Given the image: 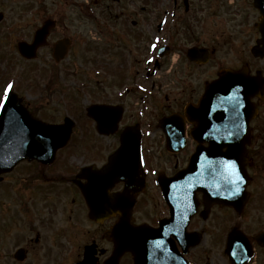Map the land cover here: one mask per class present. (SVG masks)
<instances>
[{
	"label": "flooded vegetation",
	"instance_id": "obj_1",
	"mask_svg": "<svg viewBox=\"0 0 264 264\" xmlns=\"http://www.w3.org/2000/svg\"><path fill=\"white\" fill-rule=\"evenodd\" d=\"M39 1L37 10L24 21L21 14L25 5L11 10L17 20L2 27L0 33L1 41L8 39V51L2 50L5 58L24 61L31 68L38 66L35 61H42L45 67H52V72L56 68L60 77L79 74L75 69H83L86 63L93 76V91L86 90L91 97L87 104L78 98L75 103H67L77 111V115L67 111L75 123L73 133L52 162L25 158L1 174L0 188H4L0 190V263L8 258L10 264H24L26 261L14 259L20 248L25 250L27 260L39 251L49 258L56 253H75L78 260L86 246L95 245L99 264H103L113 254L120 237L114 234L113 227L126 219V213L105 216L101 223L88 218L79 184L88 181L89 172L80 175L82 168H101L120 144L124 131L139 133L143 170L138 178H143L144 184L137 183L134 188L142 192L128 193L136 202L126 221L134 230L129 237L132 242L136 237L140 240L142 235H152V229L171 216L167 204L158 212L157 198L150 193L152 187L160 192L162 176L172 177L186 167L195 150L191 135L194 122L191 113L186 115L187 107L204 96L208 81L216 78L222 68L246 67L249 75L261 72L260 76H264V34L258 26L264 24V0ZM70 9L76 18L85 17L88 24H76ZM48 19L53 22L48 24L38 45L31 46ZM244 38L253 43L249 46ZM22 42L27 43L34 57L22 53ZM258 42L261 44L257 54L262 52V57L254 54ZM222 45L229 46L232 59L221 63L208 78L207 48L211 60ZM191 47L198 53L193 59L189 55ZM100 59L101 68L96 67ZM81 84L85 86L84 82ZM252 100L258 111L250 123L251 142L247 146V202L240 210L236 205L217 202L207 205L198 192L187 226L167 233L170 237L161 241L162 245L168 243L167 250L158 253L148 248L146 264H170L178 258L184 264H264V99ZM20 104L41 121L60 123L65 118L57 107H34L24 99ZM95 104L106 106L102 115L104 133L97 130L95 113L94 116L87 112V107ZM67 105L63 103L64 108ZM168 117L171 119L165 120ZM182 132L186 146L179 152L170 151L168 139L180 140ZM103 138H114L116 147L110 149ZM161 151L166 155L159 154ZM125 187V181H116L110 186L109 195L121 193ZM146 226H151L150 230ZM233 234L241 235L239 249H246L249 254L237 255V261L228 252ZM154 238V246H158L160 236ZM122 242H127L126 232ZM133 255L130 249L124 250L118 264H134Z\"/></svg>",
	"mask_w": 264,
	"mask_h": 264
},
{
	"label": "water",
	"instance_id": "obj_2",
	"mask_svg": "<svg viewBox=\"0 0 264 264\" xmlns=\"http://www.w3.org/2000/svg\"><path fill=\"white\" fill-rule=\"evenodd\" d=\"M1 18L2 15L0 14ZM262 30L264 31V27ZM260 90L264 91L263 87H260ZM260 90L244 73L224 71L217 81L208 86L207 94L200 106L189 110L192 115L196 114L198 124L193 131L195 137L200 143L208 142V146L200 145L198 147L189 168L177 178L171 181L163 177L160 179L168 201L173 207L176 206L179 213H185L186 203L190 199H194L199 190L205 192L208 203L212 200H222L236 205L237 200L244 197V190L248 181L245 168L247 161L246 144L250 141L248 126L255 113V108L250 104V97L255 93H261ZM199 111H201V117H199ZM94 113L96 115L94 116L101 121L100 129H102L104 109L94 107ZM111 121L112 118H110ZM70 128L71 124L68 120L64 125H41L30 118L20 104V99L15 94H10L0 119V172L10 170L23 157H38L40 159L45 157L46 161H49L54 152L66 144L70 136ZM132 132L134 131L125 132L121 148L111 157L109 164L103 170L89 173L92 188L90 196H87L93 217L102 213L105 204L104 199H106L107 191L98 189L97 185L101 184L108 189L116 181H125L126 195L119 197L118 203L114 206L119 208L125 205L124 213H128V209H130L131 201L129 202L127 198L128 190L135 187L139 181L138 174L140 172L139 164L134 165L135 152L136 150L138 152V146L136 147V135ZM130 134L131 137L128 136ZM178 142V138H170L171 144L175 145ZM228 160L236 161L239 173L244 177L243 181L240 182L241 191L239 193H231L234 185H230L225 178L228 175L226 169L221 163H218ZM173 181L177 184L193 181L195 188L191 187L189 189L191 192L184 191V187L176 190L173 187ZM228 189L231 193H229L230 198H224L223 194L228 192ZM209 190L211 192L218 190V194L212 196L208 193ZM85 191L87 193V190ZM221 191L224 192L221 194ZM172 196H174V200ZM126 220L123 219L115 227L114 234L120 235V237L116 239L114 257L106 264H116L117 257L125 249H131L135 253L137 264H146L144 258L148 254V248L156 249L160 253L161 249L166 250L169 247L167 244L163 247L152 245L155 242L156 233H154L155 235L144 236L143 240L136 237L132 242L129 237L134 233V230L128 226ZM165 223H169V220L164 222L161 230L163 226L167 225ZM124 232L127 235V242L125 243L122 242ZM96 263L94 251L90 247L85 252V259L78 264Z\"/></svg>",
	"mask_w": 264,
	"mask_h": 264
},
{
	"label": "rangeland",
	"instance_id": "obj_3",
	"mask_svg": "<svg viewBox=\"0 0 264 264\" xmlns=\"http://www.w3.org/2000/svg\"><path fill=\"white\" fill-rule=\"evenodd\" d=\"M23 6L27 5L28 8H32L36 10L35 7L38 6V0H0V9H3L6 11V15H8L3 25H0V33L3 32L2 27H6L8 24H12V22L16 21L17 19L14 14L11 12L14 11L15 6ZM34 6V7H33ZM29 10H27L28 13ZM69 14L74 16V22L76 24H88L87 19L85 17L80 16V18H76L75 14L73 13V10L70 9ZM13 16V18H12ZM30 15L28 14V17ZM11 17V18H10ZM30 18V17H29ZM21 20V18H18ZM212 24V23H209ZM208 24V25H209ZM7 39V37H6ZM0 41V50H4L6 53L8 51L9 45L7 44V40ZM247 44L250 46L253 42L250 41L249 38H244ZM228 48V51L226 49ZM6 55L1 51L0 53V97H4L5 89L7 88L8 84L13 85V89L16 92H18L24 99L25 102H29L31 105L37 106H52L57 107V109L61 110L63 112L62 115H66L67 111L74 112V114L77 115V111L73 108V105L70 106L67 105L69 101H77V98L79 101H82V103H88L91 99L89 96V93L86 90H92L93 86V76L91 72L88 70V66L86 63L83 66V69H74L78 70L80 73L76 74L74 76H68V77H60L58 75V71H56V68L54 69V72L49 69V66L45 67L44 62L42 61H35L34 63L37 64V67L31 68L28 64H26L24 61L21 60H10V58L6 59ZM232 59V55L229 52V46L222 45V48H220V51L218 52V55L215 56V58L212 57V59L207 63V77L209 78L214 72L218 69L220 65L223 63H226V61H230ZM222 63V64H221ZM41 65V66H40ZM80 67V65H78ZM70 67V66H67ZM96 67H102V59L98 61V64ZM81 68V67H80ZM35 69V70H33ZM82 82L85 83V86L81 84ZM66 89L69 91L66 92ZM95 89H97L95 87ZM78 92V95L81 97H73L72 94H75ZM69 93V95H68ZM90 98V99H89ZM49 102V103H47ZM60 103V104H59ZM63 103H65L67 106L64 108ZM86 103V104H87ZM56 109V110H57ZM50 111V110H49ZM52 115H59L57 113H54ZM59 118V116H58ZM104 139V138H103ZM105 140V139H104ZM107 145L110 144V149H113L116 147L117 142L114 138H109V140H105ZM159 154L165 156L166 153L164 151H161ZM3 187V186H2ZM2 187L0 189H2ZM150 193H153L154 196L157 198L158 202V212H160V209L164 210L165 206H162V198L159 193L158 188L152 187V190ZM155 198V199H156ZM2 200V197L0 195V201ZM155 218L152 220L154 222ZM3 255H7V253H4ZM10 255H11V249H10ZM37 255V258L34 260V257ZM43 251H39L37 254L34 255L32 260H29L25 264H75L74 258L76 257L75 253H56L53 255V257L49 258L48 255ZM2 258V257H1ZM38 260L40 262L38 263ZM0 264H10L8 258L1 259Z\"/></svg>",
	"mask_w": 264,
	"mask_h": 264
},
{
	"label": "snow or ice",
	"instance_id": "obj_4",
	"mask_svg": "<svg viewBox=\"0 0 264 264\" xmlns=\"http://www.w3.org/2000/svg\"><path fill=\"white\" fill-rule=\"evenodd\" d=\"M155 47V45H153ZM13 85L10 83L8 84L7 88L5 89L4 97L0 99V107H3L4 102L8 99V92L12 89ZM211 164V162H209ZM223 167L226 169L228 175L225 177L230 185H234L233 192L239 193L241 191L240 182L243 181L244 177L240 175L238 166L235 160H228V161H220Z\"/></svg>",
	"mask_w": 264,
	"mask_h": 264
}]
</instances>
